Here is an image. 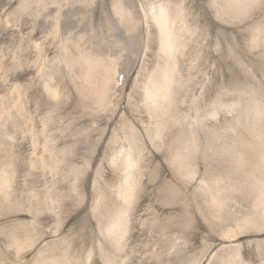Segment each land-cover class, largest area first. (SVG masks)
<instances>
[{
  "label": "rangeland",
  "instance_id": "rangeland-1",
  "mask_svg": "<svg viewBox=\"0 0 264 264\" xmlns=\"http://www.w3.org/2000/svg\"><path fill=\"white\" fill-rule=\"evenodd\" d=\"M36 263L264 264V0H0V264Z\"/></svg>",
  "mask_w": 264,
  "mask_h": 264
},
{
  "label": "bare ground",
  "instance_id": "bare-ground-1",
  "mask_svg": "<svg viewBox=\"0 0 264 264\" xmlns=\"http://www.w3.org/2000/svg\"><path fill=\"white\" fill-rule=\"evenodd\" d=\"M159 95V94H158ZM157 96V95H156ZM160 96V95H159ZM37 264V263H36Z\"/></svg>",
  "mask_w": 264,
  "mask_h": 264
}]
</instances>
